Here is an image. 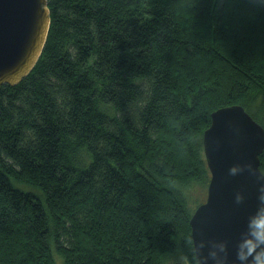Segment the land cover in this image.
Segmentation results:
<instances>
[{"label": "trees", "instance_id": "trees-1", "mask_svg": "<svg viewBox=\"0 0 264 264\" xmlns=\"http://www.w3.org/2000/svg\"><path fill=\"white\" fill-rule=\"evenodd\" d=\"M48 8L38 63L0 90V264H201L211 115L239 105L264 128V0Z\"/></svg>", "mask_w": 264, "mask_h": 264}, {"label": "water", "instance_id": "water-1", "mask_svg": "<svg viewBox=\"0 0 264 264\" xmlns=\"http://www.w3.org/2000/svg\"><path fill=\"white\" fill-rule=\"evenodd\" d=\"M48 1L0 0V90L20 83L38 63L52 20ZM211 119L202 140L208 196L191 217L196 259L263 264L264 128L239 105L220 108Z\"/></svg>", "mask_w": 264, "mask_h": 264}, {"label": "rangeland", "instance_id": "rangeland-1", "mask_svg": "<svg viewBox=\"0 0 264 264\" xmlns=\"http://www.w3.org/2000/svg\"><path fill=\"white\" fill-rule=\"evenodd\" d=\"M196 188V189H195ZM195 190L193 189L192 191V198L191 200L189 201V207L190 209L193 210V212L198 208V206L202 205V203H204L207 199V191H208V187H199V186H195ZM56 257V260H57V264H62L61 260L59 257ZM173 260L170 261H166V264H172Z\"/></svg>", "mask_w": 264, "mask_h": 264}]
</instances>
